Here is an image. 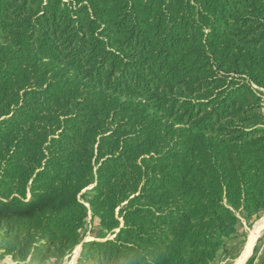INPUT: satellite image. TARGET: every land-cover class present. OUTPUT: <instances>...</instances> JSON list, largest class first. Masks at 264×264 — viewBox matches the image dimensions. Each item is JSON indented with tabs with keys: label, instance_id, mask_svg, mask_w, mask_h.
Wrapping results in <instances>:
<instances>
[{
	"label": "trees",
	"instance_id": "16d2710c",
	"mask_svg": "<svg viewBox=\"0 0 264 264\" xmlns=\"http://www.w3.org/2000/svg\"><path fill=\"white\" fill-rule=\"evenodd\" d=\"M263 92L264 0H0V257L90 211L76 264H210L264 211Z\"/></svg>",
	"mask_w": 264,
	"mask_h": 264
},
{
	"label": "rangeland",
	"instance_id": "374dc122",
	"mask_svg": "<svg viewBox=\"0 0 264 264\" xmlns=\"http://www.w3.org/2000/svg\"><path fill=\"white\" fill-rule=\"evenodd\" d=\"M263 107L261 109L264 114V92L262 96ZM92 186L85 188L81 193V200L88 207V200L92 196ZM264 211L260 212L255 218L247 216L244 212L237 213V221L234 231L224 238L221 247L216 252L215 258L210 264H235L242 256L250 235H254V242L245 257L243 264H263L264 263ZM262 222V223H261ZM257 223H261V227L255 229ZM118 229L106 232L100 225L97 218L91 216L90 211L85 220L84 226L79 232V243L73 248L69 255L65 256L56 264H76L80 254L84 250L86 243L90 241H104L113 239ZM253 231V232H252ZM257 231V232H256ZM254 233V234H253ZM256 236V237H255ZM1 248V240H0ZM1 251V250H0ZM74 258V259H73ZM72 260V261H71ZM0 264H15L9 257H0ZM29 264V263H22ZM32 264H55L53 259H49L43 263Z\"/></svg>",
	"mask_w": 264,
	"mask_h": 264
},
{
	"label": "bare ground",
	"instance_id": "6f19581e",
	"mask_svg": "<svg viewBox=\"0 0 264 264\" xmlns=\"http://www.w3.org/2000/svg\"><path fill=\"white\" fill-rule=\"evenodd\" d=\"M264 219V218H263ZM264 220H262L263 222ZM261 222V223H262ZM261 223H257L256 226H255V229H258L260 226H261ZM253 232V231H252ZM257 232V231H256ZM254 234V233H253ZM256 237V236H255ZM253 242H254V235H250L249 239H248V242L246 244V247H245V250L242 254V256L236 261L235 264H243L244 263V260H245V257L247 256L249 250L251 249L252 245H253ZM74 259V258H73ZM72 261V260H71Z\"/></svg>",
	"mask_w": 264,
	"mask_h": 264
},
{
	"label": "water",
	"instance_id": "95a60500",
	"mask_svg": "<svg viewBox=\"0 0 264 264\" xmlns=\"http://www.w3.org/2000/svg\"><path fill=\"white\" fill-rule=\"evenodd\" d=\"M119 230V229H118ZM118 230H117V232H118Z\"/></svg>",
	"mask_w": 264,
	"mask_h": 264
},
{
	"label": "crops",
	"instance_id": "0c3cea01",
	"mask_svg": "<svg viewBox=\"0 0 264 264\" xmlns=\"http://www.w3.org/2000/svg\"><path fill=\"white\" fill-rule=\"evenodd\" d=\"M260 227H261V226H260ZM260 227H259V228H260Z\"/></svg>",
	"mask_w": 264,
	"mask_h": 264
}]
</instances>
